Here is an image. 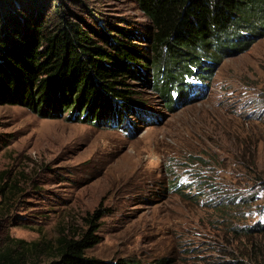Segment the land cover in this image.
Instances as JSON below:
<instances>
[{
    "label": "rangeland",
    "instance_id": "374dc122",
    "mask_svg": "<svg viewBox=\"0 0 264 264\" xmlns=\"http://www.w3.org/2000/svg\"><path fill=\"white\" fill-rule=\"evenodd\" d=\"M48 6L52 25L55 9L79 24L148 23L135 0ZM210 67L202 89L171 108L150 72L130 82L142 104L124 110V123L0 102V246L7 235L80 233L95 216L90 257L264 264V37Z\"/></svg>",
    "mask_w": 264,
    "mask_h": 264
},
{
    "label": "trees",
    "instance_id": "16d2710c",
    "mask_svg": "<svg viewBox=\"0 0 264 264\" xmlns=\"http://www.w3.org/2000/svg\"><path fill=\"white\" fill-rule=\"evenodd\" d=\"M135 2L148 21L142 29L111 20L79 24L60 9L52 25L45 20L49 0H0V102L44 117L69 111L77 121L124 123V110L136 115L133 104H142L130 82L150 72L153 89L171 108L190 88H196L191 98L202 89L224 54L264 37V0ZM84 220L89 229L62 231L53 240L7 235L0 264H140L87 256L99 239L91 230L95 216Z\"/></svg>",
    "mask_w": 264,
    "mask_h": 264
}]
</instances>
